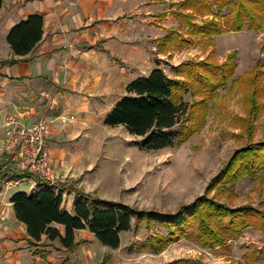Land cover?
Segmentation results:
<instances>
[{
  "label": "trees",
  "instance_id": "trees-1",
  "mask_svg": "<svg viewBox=\"0 0 264 264\" xmlns=\"http://www.w3.org/2000/svg\"><path fill=\"white\" fill-rule=\"evenodd\" d=\"M179 6L173 14L182 21L181 31L170 30L159 40V50L167 51L170 46L180 50L204 41L212 45L210 53L203 59L193 58L177 65L174 77H169L163 68L155 67L147 76L131 80L126 85V94L115 102L103 120L107 125L125 126L130 134L139 137L134 143L143 150L188 141L207 123L220 90L230 82V88H235L233 76L238 67V51L228 52L223 62L215 60L218 53L213 37L244 29L256 32L264 29V0H183ZM227 8L230 10L225 12ZM199 18H204L201 23L197 21ZM43 27L44 18L39 14L16 23L7 36L15 55L29 54L42 39ZM185 33L188 38H183ZM262 51L264 55V46ZM16 61L17 58H11L5 62ZM236 81L247 92L242 98L245 116H237L235 122L250 143L235 150L210 180L205 195L181 204L176 211L159 212L137 210L121 201L78 189L74 210L70 212L63 208V194L52 187L32 193L19 190L12 195L11 202L17 219L26 226L34 243L45 236L50 241L58 240L63 248L73 249L78 244L76 230L89 229L103 245L116 249L121 245V233L131 229L133 217L137 230L141 220L146 221L149 230H156L158 226L167 230L165 234L158 232L149 238L150 248L157 252L189 234L196 235L202 246L217 247L241 236L255 223L264 229V208L250 204L232 207L229 201H220L222 196L234 197L235 185L243 176L257 181L264 171V142H253L255 123L264 108L261 99L264 66L259 65L255 73L248 72ZM187 93L192 95L191 102L185 100ZM4 171L0 166V175ZM39 253L47 257L49 251ZM244 258L246 264H255L256 250H248ZM110 259L105 256L98 264H108Z\"/></svg>",
  "mask_w": 264,
  "mask_h": 264
},
{
  "label": "crops",
  "instance_id": "crops-1",
  "mask_svg": "<svg viewBox=\"0 0 264 264\" xmlns=\"http://www.w3.org/2000/svg\"><path fill=\"white\" fill-rule=\"evenodd\" d=\"M137 1L145 4L139 8L145 14L140 15L145 22L135 21L133 29L127 31L123 21H119L125 13L120 4L126 0H2L0 84L11 85L20 80L24 85L36 81L41 86L37 89L41 93L40 99L51 102L50 107L43 109L44 116L54 121V118L61 116L58 113L64 111L75 117L68 125L60 122L50 124L49 142L55 171L71 184L65 187L66 197L63 198V208L70 212L74 210L78 189L91 194L96 192L99 197L110 200L121 198L124 189L118 181H114L110 189L100 186L98 170L103 164L107 144L101 136L96 137L90 132L97 125L95 116L105 117L122 96L113 100L109 108L103 107V114L100 102L127 80V70L146 66L154 49L156 55L165 54L168 58L189 52L185 47L176 53V46H170L164 52L159 50V40L170 30L181 31L182 21L174 16L173 10L179 9V2L183 0ZM162 13L166 15L162 16ZM32 14L44 18L42 39L29 54L17 56L7 41L8 33L16 23ZM114 56H122V60L127 62L125 67L117 64ZM11 58L18 61L5 62ZM154 68L151 66L146 75L139 74L128 82L147 76ZM24 89L26 91L23 90V93L28 96L31 90L27 87ZM93 112L96 114L93 115ZM4 114H0V121L4 119ZM37 115L26 111L21 118L31 123L42 117ZM78 118L82 119L81 124H76ZM3 136L0 128V137ZM11 175L17 176L10 173L7 178ZM34 183V180H26L5 192L1 191L0 264H63L66 259L73 264H84L88 258L84 253L89 251V241H86L91 239L79 235L87 232L91 238L95 237L89 229L76 230L78 244L73 249H66L61 247L58 240L50 241L45 236L34 243L26 226L17 219L11 202L16 191L32 193L50 187L34 186ZM45 250L49 251L47 257L39 253Z\"/></svg>",
  "mask_w": 264,
  "mask_h": 264
},
{
  "label": "rangeland",
  "instance_id": "rangeland-1",
  "mask_svg": "<svg viewBox=\"0 0 264 264\" xmlns=\"http://www.w3.org/2000/svg\"><path fill=\"white\" fill-rule=\"evenodd\" d=\"M150 3L151 1L147 4ZM142 5H145L144 2L141 4L137 0H126L124 4H120V8H123L125 13L120 16L119 21H123L127 31L133 29L135 21L145 22L140 18V15H145L139 9ZM229 10L230 8H227L225 12ZM202 19L204 18H199L197 21L201 23ZM183 31L187 32L184 29ZM184 37L188 38V35L185 33ZM213 45L218 53L214 59L219 62L225 60L228 52L238 51V67L233 76L235 88H230L232 83L230 82L228 87L220 90L216 104L211 107L207 123L188 141L175 142L157 150H143L134 143L139 137L130 134L125 126L107 125L103 122L104 117L95 116L97 125L90 132L92 131V135L96 137L101 136L103 142L107 144L103 164L98 170L99 184L102 188L110 189L114 181H118L124 189L121 198L116 201L141 211H176L181 204H189L205 195L210 180L218 174L235 150L250 143L242 127L235 122L237 116H245L246 107L242 98L247 92L241 88V85L239 86L236 78L244 77L248 72L255 73L259 65L264 66L262 51L264 29L258 32L244 29L214 36ZM211 46L204 41L195 45L189 44L185 46L189 50L187 54L170 58L164 56L165 54L156 55L154 49L146 66L126 69L129 72L127 80L121 82L105 96L106 99L100 102L102 114L105 113L104 108H109L113 100L126 94V85L131 78L139 74L146 75L151 66L161 67L169 77H174V68L177 65L188 62L194 57L196 59L207 57L212 49ZM180 50H176V53H180ZM114 58L117 64L125 67L124 64L127 62L122 60V56H114ZM25 87L31 90L28 96L23 93V90L26 91ZM39 87L41 86L36 81L24 85L20 80L14 81L11 85L0 84V114L5 113L2 117L12 113H26V111L35 115L38 113V117H46L42 111L45 106L50 107L51 102L40 99L41 93L37 91ZM261 99L264 104V93ZM185 100L192 101L191 93L185 95ZM58 114L70 116L64 111ZM58 117L50 121V124L60 122L59 124L68 125L73 122L65 124L61 120L58 121ZM78 121L76 124L82 123L81 118H78ZM255 125L253 142H264V108ZM0 166L5 170L0 175L1 194V191L5 192L11 188L7 187L9 179L7 175L18 173L4 151L2 137H0ZM259 176L261 178L257 181L252 180L250 176H243L235 185L234 197L229 199L222 196L220 201H229L232 207L250 204L256 208H264V171ZM60 178L59 189L65 198V187L71 184L67 183V179ZM94 195L97 193L94 192ZM210 195L212 196L213 193ZM135 224H137L136 219L133 217L131 229L122 232L121 245L117 249L105 246L94 236L91 238L87 232L86 235L82 232L79 237L87 236L91 239L86 241H89V246L87 245L89 251L84 253V256L86 254L88 257L84 264H98L105 256L111 257L108 264H246L244 256L248 250H256L258 261L255 264H264V229L256 223L246 228L241 236L229 239L224 245L205 247L199 243L196 235L189 234L172 242L160 252L150 248L149 238L158 232L165 234L167 230L162 226H158L156 230H149L146 228L145 220H141L138 230ZM63 264H73V262L66 259Z\"/></svg>",
  "mask_w": 264,
  "mask_h": 264
},
{
  "label": "built area",
  "instance_id": "built-area-1",
  "mask_svg": "<svg viewBox=\"0 0 264 264\" xmlns=\"http://www.w3.org/2000/svg\"><path fill=\"white\" fill-rule=\"evenodd\" d=\"M21 116L22 114L12 113L0 121V128L4 132V151L19 174L16 177L10 176L7 187L34 180V186L47 185L60 192L61 176L55 171L50 155V120L42 116L37 121L28 123L23 121ZM74 118L73 115H61L58 121L68 123Z\"/></svg>",
  "mask_w": 264,
  "mask_h": 264
}]
</instances>
